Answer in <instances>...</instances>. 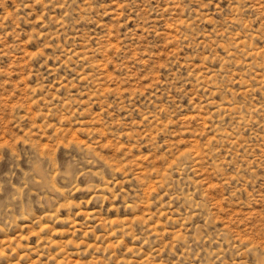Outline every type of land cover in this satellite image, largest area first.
<instances>
[{
  "label": "rangeland",
  "instance_id": "obj_1",
  "mask_svg": "<svg viewBox=\"0 0 264 264\" xmlns=\"http://www.w3.org/2000/svg\"><path fill=\"white\" fill-rule=\"evenodd\" d=\"M204 263L264 264V0H0V264Z\"/></svg>",
  "mask_w": 264,
  "mask_h": 264
},
{
  "label": "bare ground",
  "instance_id": "obj_2",
  "mask_svg": "<svg viewBox=\"0 0 264 264\" xmlns=\"http://www.w3.org/2000/svg\"><path fill=\"white\" fill-rule=\"evenodd\" d=\"M217 108V107H216ZM86 152V151H85ZM89 152V151H88ZM93 153V152H92ZM90 155V154H89ZM94 160V159H93ZM184 167V166H183ZM183 167H182V170H183ZM38 168V167H37ZM38 170V169H37ZM167 170V169H166ZM173 170V169H172ZM177 170V169H176ZM178 171V170H177ZM178 173H180V172H178ZM177 173V174H178ZM179 175V174H178ZM172 177V176H171ZM97 178V177H96ZM167 178V177H166ZM38 179V178H37ZM164 180H165V178H163ZM42 180V179H41ZM161 180V179H160ZM166 180H168V179H166ZM174 181V180H173ZM108 183V182H107ZM48 184V183H47ZM173 184H174V182H173ZM52 186V185H51ZM101 186H103V185H101ZM54 188V187H53ZM60 188V187H59ZM168 189V188H167ZM183 190V189H182ZM176 192V191H175ZM187 194V193H186ZM185 194V195H186ZM171 195V194H170ZM181 195V194H180ZM182 195H184V194H182ZM169 197V196H168ZM95 198V197H94ZM97 198V197H96ZM179 198V197H178ZM162 199V198H161ZM181 199H182V197H181ZM179 200V199H178ZM184 200V199H183ZM175 202V201H174ZM198 202V201H197ZM195 203V202H194ZM174 205V204H173ZM175 207V206H174ZM125 208V207H124ZM134 208V207H133ZM132 208V209H133ZM167 208V207H166ZM180 210V209H179ZM133 211V210H132ZM202 212V211H201ZM87 214H90L91 215V213H88L87 212ZM87 214H86V216H87ZM93 215V214H92ZM99 216V215H98ZM70 218V217H69ZM123 221V220H122ZM124 222V221H123ZM69 223H71V222H69ZM127 223V222H126ZM68 224V223H67ZM75 226V225H74ZM163 226V225H162ZM168 226V225H167ZM70 227V226H69ZM165 227V226H164ZM73 229H74V227H73ZM179 231V230H178ZM177 231V232H178ZM114 232V231H113ZM198 236V235H197ZM111 237V236H110ZM198 238V237H197ZM201 238V237H200ZM186 247V246H185ZM30 250V249H29ZM158 250H160V249H158ZM187 253V252H186ZM2 254V253H1ZM2 258V257H1ZM207 259H209V258H207ZM211 259V258H210ZM128 262V261H127ZM205 264V263H204ZM208 264V263H207Z\"/></svg>",
  "mask_w": 264,
  "mask_h": 264
}]
</instances>
